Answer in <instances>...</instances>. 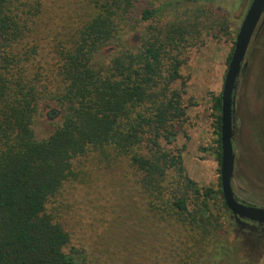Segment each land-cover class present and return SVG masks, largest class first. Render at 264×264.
<instances>
[{"label":"trees","instance_id":"obj_1","mask_svg":"<svg viewBox=\"0 0 264 264\" xmlns=\"http://www.w3.org/2000/svg\"><path fill=\"white\" fill-rule=\"evenodd\" d=\"M42 1L27 11L20 0H0V264H87L48 204L74 175V160L94 150L128 156L155 210L214 238L208 254L216 262L223 254L222 228L202 211L210 189L188 177L180 150L163 149L160 141H170L186 115L180 92L170 87L181 76V63L171 55L174 35L186 41L199 26L210 34L228 29V21L210 0H151L142 9H136L137 0H86L85 20L60 39L58 59L45 75L42 66L30 71L38 43H24ZM142 24L147 27L140 44L129 46L127 36ZM105 47L115 52L98 59ZM42 100L58 107L61 121L39 139L33 124ZM219 195L233 214L222 189Z\"/></svg>","mask_w":264,"mask_h":264},{"label":"rangeland","instance_id":"obj_2","mask_svg":"<svg viewBox=\"0 0 264 264\" xmlns=\"http://www.w3.org/2000/svg\"><path fill=\"white\" fill-rule=\"evenodd\" d=\"M20 1L27 11L39 3ZM150 1L137 0L136 9L149 6ZM251 2L210 0L207 4L228 21V29L206 34V27L199 26L186 41L174 35L176 46L171 55L181 63V76L170 87L180 92L186 115L175 124V136L160 141L163 149L180 150L188 177L203 191L210 189L208 207L202 211L221 225L218 244L223 254L213 263L208 254L212 236L176 215L155 210L128 156L94 150L74 160V175L48 204L55 219L71 233V246L85 252L87 264H264V227L229 214L219 195L221 110L216 107V98L222 93L237 34ZM86 4V0L42 1V13L35 22H29L24 40L29 47L38 43L30 71L34 65L42 66L43 73L48 74L50 64L58 59L60 39L85 20ZM190 4L192 8L196 5ZM171 17L169 11L166 18ZM146 27L142 24L130 32L127 44H140ZM113 52L114 47H105L98 59ZM170 62L167 57L166 67ZM244 62L235 99L233 189L240 200L264 207V21ZM39 106L33 127L37 138L43 139L61 118L54 103L42 100ZM170 173L173 179L175 173Z\"/></svg>","mask_w":264,"mask_h":264},{"label":"water","instance_id":"obj_3","mask_svg":"<svg viewBox=\"0 0 264 264\" xmlns=\"http://www.w3.org/2000/svg\"><path fill=\"white\" fill-rule=\"evenodd\" d=\"M264 13V0H252L242 21L228 64L221 93V186L225 204L235 217L264 225V207L240 202L233 189L236 154L234 148L235 96L243 62Z\"/></svg>","mask_w":264,"mask_h":264},{"label":"flooded vegetation","instance_id":"obj_4","mask_svg":"<svg viewBox=\"0 0 264 264\" xmlns=\"http://www.w3.org/2000/svg\"><path fill=\"white\" fill-rule=\"evenodd\" d=\"M252 3V2H251ZM251 5V4H250ZM262 21H264V13H263V15H262V17H261V20H260V22H259V24H258V26H257V28H256V31H255V33H254V36H253V38H255V35H256V33H257V31H258V29H259V26H260V24L262 23ZM245 61V60H244ZM244 68H245V62H243V66H242V69L244 70ZM243 70H242V72H243ZM242 72H241V75H242ZM241 75H240V77H241ZM239 77V78H240ZM239 81V80H238ZM238 87V86H237ZM236 93H237V91H236ZM235 99H236V96H235ZM234 125H235V122H234ZM236 195V194H235ZM236 198L240 201V202H244L245 204H248V205H252V204H249V203H247L245 200H240L239 198H238V196L236 195ZM254 206H257V205H254ZM259 207H263V206H259ZM257 225H260V224H258V223H256Z\"/></svg>","mask_w":264,"mask_h":264}]
</instances>
